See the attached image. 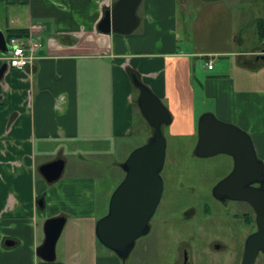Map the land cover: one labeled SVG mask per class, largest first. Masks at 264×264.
Wrapping results in <instances>:
<instances>
[{"label":"crops","instance_id":"0c3cea01","mask_svg":"<svg viewBox=\"0 0 264 264\" xmlns=\"http://www.w3.org/2000/svg\"><path fill=\"white\" fill-rule=\"evenodd\" d=\"M113 1L0 0V30L4 36L25 30L26 36L15 38L35 57L19 70L7 66L8 52H0V69L5 67L0 78V264H38L42 211L45 219L65 216L64 228L85 223L81 245L76 228L64 236L57 264H119L95 237L96 218L107 212L116 185L106 179L95 183L90 176L56 186L57 181L43 180L38 167L50 162L42 158L61 157L65 171V155L76 154L74 167L81 169L83 155L111 153L115 140L138 132V126L145 131L144 124L134 122L139 114L146 123L131 74L169 111V135L193 137L199 116L211 112L248 132L264 162V0L198 6L190 5L192 0H142L138 34L100 33L97 25ZM195 7H201L205 22L213 21L212 15L231 19L221 48L179 47L177 32L198 37L205 23ZM215 58L226 61L214 64ZM197 90L211 98V110L198 109ZM41 197L43 209L36 204Z\"/></svg>","mask_w":264,"mask_h":264},{"label":"water","instance_id":"95a60500","mask_svg":"<svg viewBox=\"0 0 264 264\" xmlns=\"http://www.w3.org/2000/svg\"><path fill=\"white\" fill-rule=\"evenodd\" d=\"M142 0H116L106 10L97 25L103 34L132 33L139 24L137 9ZM214 1V0H205ZM5 36L0 30V52H9ZM4 66L0 69V78ZM132 84L138 90L137 107L152 134L141 146L133 149L120 164L124 176L114 188L108 201L107 212L95 223L98 243L115 254L124 264L135 241L148 233L163 193L161 171L166 156V138L162 127L170 125L172 117L160 99L144 85L135 74ZM197 142L193 153L198 158L224 154L232 159V170L212 189L219 200L232 199L248 202L257 213L258 231L248 238L243 264H251L259 249L264 252V162L258 158L248 132L220 121L211 112L203 113L197 121ZM65 160L56 158L38 167L43 180L52 184L64 171ZM259 184L258 187H252ZM37 206L44 208L41 197ZM66 217L63 215L46 218L43 223L44 238L36 249V256L47 263L56 259V243L63 231Z\"/></svg>","mask_w":264,"mask_h":264},{"label":"rangeland","instance_id":"374dc122","mask_svg":"<svg viewBox=\"0 0 264 264\" xmlns=\"http://www.w3.org/2000/svg\"><path fill=\"white\" fill-rule=\"evenodd\" d=\"M192 1L190 5L195 6L210 2L205 0ZM218 1L225 2V0ZM243 2L247 4V0H244ZM195 11L200 14V22H205L206 18L204 16V13L201 11V7H195ZM212 18L214 19L213 21L205 22L202 24L203 27L201 31L197 34L198 37L192 36L190 34L185 35L184 33L177 32L179 47L183 49H191L192 47L208 49L221 48L222 40L228 41L230 32L229 30L231 29V19L226 18V20L224 19V22L221 19H217L215 15H212ZM139 29H135L134 34H138ZM224 46L229 47V44L226 43V45L224 44ZM157 48L158 46L155 45L152 49L153 51H155V49ZM225 61V58L213 59L214 64L223 63ZM134 91L135 94H137V91ZM196 93V104L198 105V109H204L206 111L211 110L213 106L211 98H204L201 90H197ZM134 122L135 125L139 124L140 122L144 124L143 130L145 131H141V128L138 126V132L134 131L131 135L125 138L115 140L113 142L114 150H112L111 153L97 156L87 154L83 155V161L85 164L81 169L74 167V162L79 160L76 154L65 155L68 166L66 167L61 179L57 181L58 183H55L56 186L58 184L71 181L73 179H78L81 177L87 178L90 176L93 181H95V183H99V180L101 179H106L108 182L113 183V187L115 185L117 186V183L124 174L122 169L120 168V164L126 159V157L133 149L143 145L152 134V128H150L147 123L143 122V119H141L139 114L136 115ZM170 125L162 127L163 134L166 138L167 146L165 163L161 171L164 189L161 197L159 212L156 215L158 219L165 213L174 211L175 204L180 207L178 209L179 211L186 210V208H183L187 205L186 202H188L189 199H195L197 195L207 196V194H209V189L225 177L224 175L227 174V172L231 168L230 166L232 163V159L224 154H219L208 158H197L193 156V150L197 142V132L193 137L171 136L169 135ZM44 160L51 161L53 159H41V161ZM69 168L71 169L69 170ZM101 190L102 189H98V191ZM44 217V211L40 212V215L37 218L39 227H41L44 223ZM96 219L98 220L99 218ZM154 220H152V224L154 223ZM172 220H174V217H172L171 219V223L173 224ZM172 224L168 227L169 232H171V229L173 227ZM188 225L190 227L192 226L191 224ZM73 228H76L77 231L81 232L79 233L80 245L82 243V238L85 239V235L83 234L85 223L83 221L78 220V223H76V225L72 224L68 227L66 226L62 232V237L58 240V243L56 244L57 261H59V249L63 238L64 236H67V234L72 233ZM141 240L144 241L143 244H145L147 248L142 251V254L139 256V262L136 261L135 253L132 252L130 257L126 260L124 264H170L171 261L165 252L168 247L161 244L162 239H160L158 236H149L147 238H141ZM138 241H140V239ZM98 246L100 249L107 251V249L102 247L101 245ZM167 251L170 252L169 250ZM107 252H109V250ZM109 253L112 254V252ZM119 264H122V262L119 261Z\"/></svg>","mask_w":264,"mask_h":264},{"label":"flooded vegetation","instance_id":"af4514ba","mask_svg":"<svg viewBox=\"0 0 264 264\" xmlns=\"http://www.w3.org/2000/svg\"><path fill=\"white\" fill-rule=\"evenodd\" d=\"M232 166L233 162L224 176L228 175ZM216 184L209 189L207 196L197 195L195 199H189L183 208L186 210L179 211L180 207L175 204L174 211L165 213L158 219L156 215L159 212L160 199L149 222L148 233L141 236L140 241H135L131 251L135 253L136 261L139 262V256L147 248L141 238L158 236L162 239L161 244L168 247L165 252L170 264H243L247 240L258 231L257 213L246 201L216 199L212 195ZM258 186L259 184L252 185ZM171 224L173 227L169 232L168 227ZM251 264H264L262 249L255 253Z\"/></svg>","mask_w":264,"mask_h":264},{"label":"built area","instance_id":"2783aa9c","mask_svg":"<svg viewBox=\"0 0 264 264\" xmlns=\"http://www.w3.org/2000/svg\"><path fill=\"white\" fill-rule=\"evenodd\" d=\"M7 45L11 48L5 57L8 67L23 70L34 60L33 49H27L25 44L19 38H10ZM207 68H212L211 61H208Z\"/></svg>","mask_w":264,"mask_h":264},{"label":"trees","instance_id":"16d2710c","mask_svg":"<svg viewBox=\"0 0 264 264\" xmlns=\"http://www.w3.org/2000/svg\"><path fill=\"white\" fill-rule=\"evenodd\" d=\"M115 1L116 0H114L113 2H115ZM261 27H262V30H260V38L263 39L264 38V22L261 23ZM25 32H26L25 30H17V31L11 30V31H8L5 34L6 41H8V39H10L11 37H24V36H26V33ZM123 176H124V174H123ZM123 176L121 177V179L119 180V182L122 180ZM38 264H57V262L54 261L52 263H47V262H44V261L38 259Z\"/></svg>","mask_w":264,"mask_h":264}]
</instances>
